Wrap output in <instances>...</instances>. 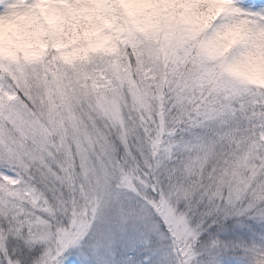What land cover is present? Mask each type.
<instances>
[{"label": "snow or ice", "instance_id": "obj_1", "mask_svg": "<svg viewBox=\"0 0 264 264\" xmlns=\"http://www.w3.org/2000/svg\"><path fill=\"white\" fill-rule=\"evenodd\" d=\"M51 2L72 49L0 37V264H264V0Z\"/></svg>", "mask_w": 264, "mask_h": 264}, {"label": "clouds", "instance_id": "obj_2", "mask_svg": "<svg viewBox=\"0 0 264 264\" xmlns=\"http://www.w3.org/2000/svg\"><path fill=\"white\" fill-rule=\"evenodd\" d=\"M91 6L53 3L51 0H12L8 14L0 18V37L16 39L25 46L43 49L49 43L72 49L81 36V26L91 15ZM239 75L264 76V61L242 60L234 67Z\"/></svg>", "mask_w": 264, "mask_h": 264}, {"label": "rangeland", "instance_id": "obj_3", "mask_svg": "<svg viewBox=\"0 0 264 264\" xmlns=\"http://www.w3.org/2000/svg\"><path fill=\"white\" fill-rule=\"evenodd\" d=\"M5 9L3 6H0V12H3Z\"/></svg>", "mask_w": 264, "mask_h": 264}]
</instances>
